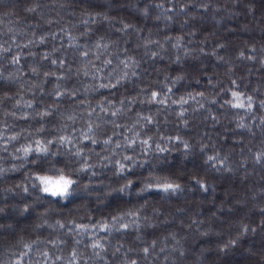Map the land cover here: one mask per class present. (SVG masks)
Returning a JSON list of instances; mask_svg holds the SVG:
<instances>
[{"label": "clouds", "instance_id": "obj_1", "mask_svg": "<svg viewBox=\"0 0 264 264\" xmlns=\"http://www.w3.org/2000/svg\"><path fill=\"white\" fill-rule=\"evenodd\" d=\"M0 264H264V0H0Z\"/></svg>", "mask_w": 264, "mask_h": 264}]
</instances>
